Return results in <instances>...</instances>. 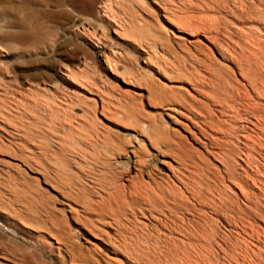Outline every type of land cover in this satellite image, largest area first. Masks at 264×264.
I'll return each instance as SVG.
<instances>
[{"label":"bare ground","instance_id":"bare-ground-1","mask_svg":"<svg viewBox=\"0 0 264 264\" xmlns=\"http://www.w3.org/2000/svg\"><path fill=\"white\" fill-rule=\"evenodd\" d=\"M14 1L0 264H264V0Z\"/></svg>","mask_w":264,"mask_h":264},{"label":"rangeland","instance_id":"rangeland-1","mask_svg":"<svg viewBox=\"0 0 264 264\" xmlns=\"http://www.w3.org/2000/svg\"><path fill=\"white\" fill-rule=\"evenodd\" d=\"M36 6L40 3L41 0H32ZM2 3V6L4 8L10 9L14 7L15 1L14 0H0V4ZM61 87V86H60ZM5 229V228H4Z\"/></svg>","mask_w":264,"mask_h":264}]
</instances>
